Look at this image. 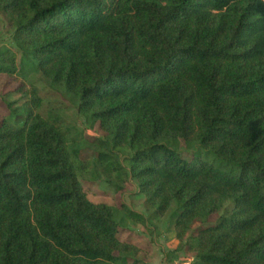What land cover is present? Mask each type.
<instances>
[{
  "label": "trees",
  "instance_id": "16d2710c",
  "mask_svg": "<svg viewBox=\"0 0 264 264\" xmlns=\"http://www.w3.org/2000/svg\"><path fill=\"white\" fill-rule=\"evenodd\" d=\"M0 15V73L19 53L103 133L82 161L33 90L23 116L7 104L0 264H145L85 177L135 183L148 216L121 210L142 226L176 204L169 253L189 264H264V0H0Z\"/></svg>",
  "mask_w": 264,
  "mask_h": 264
},
{
  "label": "rangeland",
  "instance_id": "374dc122",
  "mask_svg": "<svg viewBox=\"0 0 264 264\" xmlns=\"http://www.w3.org/2000/svg\"><path fill=\"white\" fill-rule=\"evenodd\" d=\"M10 50L14 51L11 41V34L8 25L2 15H0V53ZM16 73L8 76L0 73V118H8L10 110L8 103L17 109V114L23 116L25 109L23 104L32 96V90L40 99L38 113L43 117H57L64 127L70 130V135L75 136L82 148L80 159L82 161H92L93 146L90 142L96 138H102L103 133L97 125L90 127L83 116L76 111L75 100L67 95L58 86H53L41 74L34 72L22 60L21 55H16ZM24 85L23 93H18L20 85ZM10 122H15V117L10 118ZM80 183L87 199L94 204H105L118 210V220L121 223L119 237L121 240L131 242L140 249L137 259L145 264H189L192 255L181 251L175 255L170 254L177 247L174 231V213L177 205L173 204L168 211L160 218L149 221L145 226L131 221L121 210L125 206L131 210L148 216L144 206V200L137 195L138 187L133 182L124 183L122 190L105 181L104 178L94 181L87 177L80 179ZM211 216L208 223H214L221 215ZM201 226L200 221H195L186 238Z\"/></svg>",
  "mask_w": 264,
  "mask_h": 264
}]
</instances>
